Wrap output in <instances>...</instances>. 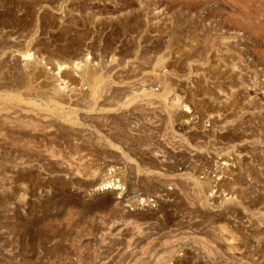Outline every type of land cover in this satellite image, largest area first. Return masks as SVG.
<instances>
[{
	"label": "rangeland",
	"instance_id": "rangeland-1",
	"mask_svg": "<svg viewBox=\"0 0 264 264\" xmlns=\"http://www.w3.org/2000/svg\"><path fill=\"white\" fill-rule=\"evenodd\" d=\"M261 31L264 0H0V264H264Z\"/></svg>",
	"mask_w": 264,
	"mask_h": 264
},
{
	"label": "bare ground",
	"instance_id": "bare-ground-1",
	"mask_svg": "<svg viewBox=\"0 0 264 264\" xmlns=\"http://www.w3.org/2000/svg\"><path fill=\"white\" fill-rule=\"evenodd\" d=\"M226 1V0H225ZM188 2H189V0H188ZM190 8V7H189ZM239 11V10H238ZM65 24V23H64ZM203 28V27H202ZM263 33V32H262ZM261 33V34H262ZM260 34V35H261ZM235 41V40H234ZM116 50V49H115ZM155 50V49H154ZM260 55H262V53L260 54ZM74 63V62H73ZM65 64V63H64ZM76 70V69H75ZM234 72V71H233ZM36 75V74H35ZM44 75V74H43ZM8 88H9V86H8ZM2 89V88H1ZM10 89V88H9ZM7 90V89H6ZM89 93V92H88ZM236 93V92H235ZM226 95V94H225ZM234 95V94H233ZM239 96V95H238ZM53 103V102H52ZM44 104V103H43ZM174 104V103H173ZM81 106V105H80ZM174 108V107H173ZM175 111V110H174ZM186 113V112H185ZM1 115V114H0ZM187 115V114H186ZM85 116V115H84ZM101 116V115H100ZM16 117V116H15ZM103 119V118H102ZM22 121V120H21ZM17 123H18V121H17ZM27 126H35V127H40V126H43V124L42 123H40V122H31V123H28L27 124ZM4 128V127H3ZM1 129V128H0ZM39 129V128H38ZM239 130V129H238ZM2 132H3V130H2ZM10 133V132H9ZM24 134V133H23ZM7 134H5V136H6ZM24 136V135H23ZM19 137V136H18ZM30 137V136H29ZM26 138V137H25ZM24 138V139H25ZM19 139H21L20 137H19ZM42 139V138H41ZM36 142V141H35ZM19 144V143H18ZM56 147V146H55ZM47 153V152H46ZM64 154V153H63ZM30 159V158H29ZM59 170V169H58ZM59 172V171H58ZM69 177V176H68ZM47 180V179H46ZM95 185V184H94ZM93 185V186H94ZM92 186V185H91ZM33 189V188H32ZM118 189H120L119 191L120 192H118V194H121V192H122V190H123V188H122V186H120L119 184H117L116 182H112L111 180L110 181H108V182H106V183H102L101 185H99L98 187H93L92 189H91V194H97V193H102V194H107L112 200L114 199V198H119V196L120 195H117L116 193H117V191H118ZM24 193V192H23ZM88 193V192H87ZM113 194L114 195H117L116 197H113ZM24 195V194H23ZM128 195V194H127ZM106 197V196H105ZM127 197V196H126ZM21 198V197H20ZM98 198V197H97ZM97 198H95V199H97ZM100 198V197H99ZM98 198V199H99ZM108 198V197H107ZM23 200V199H22ZM65 200V199H64ZM68 201V200H67ZM84 201V200H83ZM120 202V201H119ZM86 203V202H85ZM22 204V203H21ZM120 205V204H119ZM87 207V206H86ZM92 207V206H91ZM70 210V209H69ZM78 210V209H77ZM24 212V211H23ZM128 213V212H127ZM152 214V213H151ZM102 215V214H101Z\"/></svg>",
	"mask_w": 264,
	"mask_h": 264
},
{
	"label": "built area",
	"instance_id": "built-area-1",
	"mask_svg": "<svg viewBox=\"0 0 264 264\" xmlns=\"http://www.w3.org/2000/svg\"><path fill=\"white\" fill-rule=\"evenodd\" d=\"M187 112L189 114H191V116H195L196 114V111L194 110H187ZM193 113V114H192ZM208 123V122H207ZM209 125H206V127H208ZM189 154V153H188ZM192 156V154L188 155V158H190ZM181 164H184V162L182 161ZM187 164H191V163H187ZM181 166H184V165H181ZM202 167L204 168H208L207 166L205 165H201ZM188 167V166H187ZM129 198H126L125 201H128ZM131 199V198H130ZM159 199V196H155V195H151V196H142L140 194H137V196L135 197L134 196V199L133 201L131 202V204H133L134 207L132 208H138V209H144V208H154L156 207V203ZM128 209H132L131 208V205H127Z\"/></svg>",
	"mask_w": 264,
	"mask_h": 264
},
{
	"label": "crops",
	"instance_id": "crops-1",
	"mask_svg": "<svg viewBox=\"0 0 264 264\" xmlns=\"http://www.w3.org/2000/svg\"><path fill=\"white\" fill-rule=\"evenodd\" d=\"M263 32V33H262ZM262 33V34H261ZM259 35L261 34V36H263L264 37V31H261V32H259L258 33Z\"/></svg>",
	"mask_w": 264,
	"mask_h": 264
}]
</instances>
